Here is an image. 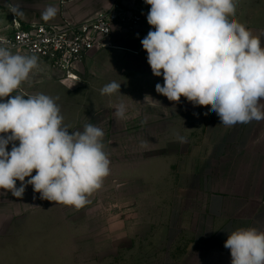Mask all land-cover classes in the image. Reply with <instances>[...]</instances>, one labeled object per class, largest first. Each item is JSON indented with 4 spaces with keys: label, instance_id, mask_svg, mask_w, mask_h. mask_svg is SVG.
<instances>
[{
    "label": "clouds",
    "instance_id": "obj_1",
    "mask_svg": "<svg viewBox=\"0 0 264 264\" xmlns=\"http://www.w3.org/2000/svg\"><path fill=\"white\" fill-rule=\"evenodd\" d=\"M144 2L150 5L147 23L154 30L141 44L152 74L163 77V85H155L157 93L173 102L183 96L193 106H210L226 126L264 121V33L256 35L231 18L236 0ZM8 8L23 16L19 5ZM56 14L49 5L41 18L48 21ZM37 69L35 54L13 53L0 45V189L22 198L31 185L41 199L79 209L110 174L105 133L92 123L70 131L58 98L21 94L20 86ZM120 87L112 81L100 91L111 96ZM126 111L120 103L114 115L124 119ZM177 140L183 143L185 138ZM224 247L230 250L231 264H264V231L239 228Z\"/></svg>",
    "mask_w": 264,
    "mask_h": 264
},
{
    "label": "crops",
    "instance_id": "obj_2",
    "mask_svg": "<svg viewBox=\"0 0 264 264\" xmlns=\"http://www.w3.org/2000/svg\"><path fill=\"white\" fill-rule=\"evenodd\" d=\"M113 1L0 0V35L11 28L9 4L22 9L23 16H17L22 24H58L64 18L75 22L91 19ZM49 5L57 9V14L44 21L41 13ZM149 9L150 5L135 33L117 34L109 47L86 59L79 72L84 70L87 76L93 74L97 79L95 86L87 87L98 94L97 116L107 113L114 126L127 123L141 127L129 134L115 130L113 141H121L127 134L148 144L150 155L136 164L130 179L146 192L160 191L158 201L166 209L169 241L179 228L178 235L189 238L207 253L209 258L201 264H231L230 250L224 247L228 235L239 228L264 231V121L226 126L209 111L210 106H193L183 96L173 102L157 93L155 85H163V77L152 74L141 44L148 31L154 30L147 23ZM231 18L256 35L264 33V0H236V14ZM261 41L264 46V36ZM112 81L121 84V93H114L110 101V96L102 95L100 90ZM120 103L127 109L124 119L114 115ZM177 136L185 141L180 143ZM31 188L27 186L22 198L11 192L5 195L6 190L0 189V219L8 210L1 198L11 201V215L28 211ZM158 201L151 200V205ZM31 228L35 235V220ZM2 236L0 232V240ZM221 258L226 262H218Z\"/></svg>",
    "mask_w": 264,
    "mask_h": 264
},
{
    "label": "rangeland",
    "instance_id": "obj_3",
    "mask_svg": "<svg viewBox=\"0 0 264 264\" xmlns=\"http://www.w3.org/2000/svg\"><path fill=\"white\" fill-rule=\"evenodd\" d=\"M78 75L79 80L66 82L61 78V72L39 60V69L34 70L18 91L25 95L44 93L58 98L56 102L64 124L70 131H82L88 123L100 127L105 133L104 151L111 161L110 174L102 187L87 197L88 203L79 209L43 200L32 187L28 211L11 215L8 213L9 209L14 211L11 201L1 198L8 210L0 219L3 235L0 264L206 262L209 258L207 253L189 238L178 235L181 232L179 228L176 229V237L169 241L166 209L158 201L160 191L146 192L130 179L136 164L150 155L145 141H137L127 135L132 132L130 130L141 127L127 123L114 126L107 113L97 116L98 94L93 88H87L95 86L97 79L93 74L87 76L84 70H80ZM112 96L114 94L107 99L111 101ZM118 129L127 134L121 141L114 142L112 133ZM151 200H157L158 204L151 205ZM31 220H35V235L31 233L34 230ZM218 262L226 261L221 258Z\"/></svg>",
    "mask_w": 264,
    "mask_h": 264
},
{
    "label": "built area",
    "instance_id": "obj_4",
    "mask_svg": "<svg viewBox=\"0 0 264 264\" xmlns=\"http://www.w3.org/2000/svg\"><path fill=\"white\" fill-rule=\"evenodd\" d=\"M144 0H114L93 18L58 24H22L10 11V31L0 35V45L13 53L35 54L66 82L79 80V68L93 53L111 45L117 34H133L144 23Z\"/></svg>",
    "mask_w": 264,
    "mask_h": 264
}]
</instances>
